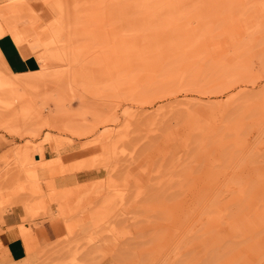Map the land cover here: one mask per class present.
<instances>
[{"label": "rangeland", "instance_id": "1", "mask_svg": "<svg viewBox=\"0 0 264 264\" xmlns=\"http://www.w3.org/2000/svg\"><path fill=\"white\" fill-rule=\"evenodd\" d=\"M2 37L39 68L13 74L0 52L17 102L0 105V264H170L207 211L239 210L240 180L262 189L264 0H0Z\"/></svg>", "mask_w": 264, "mask_h": 264}, {"label": "bare ground", "instance_id": "2", "mask_svg": "<svg viewBox=\"0 0 264 264\" xmlns=\"http://www.w3.org/2000/svg\"><path fill=\"white\" fill-rule=\"evenodd\" d=\"M161 4H162V2H160V4L158 5V7H160L159 10L161 12L169 10V6H160ZM159 63L162 64V60L161 59L159 60L158 58H152L151 57V58L143 60V64L145 65L146 69L149 68V70L150 69L152 70L155 67L156 68L159 67L158 65H161ZM20 102H22V101H18L19 104H20ZM16 104H17L16 101L14 102L13 100H11L9 98L8 99L0 98V105L3 106V108L7 111V113H11L12 110H14L17 107ZM22 114L20 115V118H21V116L23 117ZM24 116L26 117V115H24ZM17 117H19L18 114H17ZM13 118L15 119L16 116H14ZM13 118L11 119L10 116H8V119L4 120V122L2 123V127L5 128L6 131H9V133H11L10 132L11 130L14 131L15 129H17L16 127L19 126V124L17 125L15 123L16 124L15 129H13V126H14L13 125L14 121H12ZM17 119H19V118H17ZM19 120H21V119H19ZM26 120L27 119L21 120V121L26 122ZM21 121H19L20 122L19 129L21 127H23V131L25 132L26 129H24V128H25L26 124L21 126ZM18 131L20 132V130H18ZM29 131H31V133H34L33 132L34 130L32 131L31 129L30 130L28 129V131L26 133H28ZM15 132H17V131H15ZM24 135H26V134H24ZM29 148H30V145L28 144V146L23 150L22 153L24 154V152L29 151V150H27ZM34 151H36V150H34ZM36 155H37V153H36ZM22 157H24V155H22ZM38 157L39 156H37V158ZM25 158H26V156L24 157V159ZM20 161H22V163L26 162L23 160V158ZM27 162H29V161L27 160ZM263 162H264V157H263ZM26 167H29V166H26ZM252 168H254V167H252ZM256 175H257V180H260L258 182L262 186V189L259 186L255 187V186H257V184L254 185L255 182L253 183L254 186L253 187L251 186V181H253L252 179H254L253 177L250 178V176H248V178L251 179L250 181L247 177L246 178L244 177L245 179L240 180L241 182H238V185H237L239 188V192L237 191L238 196L236 197V200H237V202H240L239 205H241V206H239V207L235 206V207H238L239 210L236 211L234 209L236 212H234V214H232L233 209H231L232 211L229 209L233 207V205H234L233 204V205H231V207L228 206V207H230V208H227L229 210L228 213H227V209H225V208H224L225 210L218 209L215 212L214 211L211 212L212 210H210V212L207 211L208 215L206 216V218L202 217V219H204V220H202V223L200 225L201 227H199V228L196 227V229L195 228L189 229L187 235H185L188 237H186V238L184 237V239L187 242H190V241L196 242V244H194L195 246L188 248L184 252H181V251L177 252V255L176 254L174 255L175 256L174 260L172 259L173 261H175V260L176 261L175 262L172 261V263H171V260H170L169 261L170 264H242L243 262L249 264L250 260L249 259L246 260L247 258L244 257L245 252H251V250L253 251V249H255L254 248L255 246L257 247V249H259L261 251V248L264 245V237H260L262 235L259 236V233L262 232V230L259 231L260 230L259 228H263V230H264V205H262L263 207L259 206V204L261 203V202L259 203V201H264V200H262V199L260 200L259 198H261V197L258 196L259 190L264 191V170L262 169L261 173L259 172V173L254 174L255 177H256ZM254 180H256V178ZM242 181H245V182H242ZM237 186H236V188H237ZM225 192H227V191H225ZM232 193L235 195L234 191ZM233 194H231V195L233 196ZM219 196H221V195H219ZM219 196H218V198H220ZM257 197H259L258 198L259 200L257 199ZM216 201H218V200H216ZM220 203H222V202H220ZM214 204L215 203L212 204V207L214 206ZM235 204H237V203H235ZM200 205H201V203L199 204V207H200ZM218 205H220L219 202L218 203L216 202L215 206H218ZM243 205H244L245 209H242ZM215 206H214V208H215ZM212 207H210V208H212ZM227 214H229V215H227ZM257 229H259L258 230L259 232H257V236H256L255 232L257 231ZM248 233H250V234L254 233L255 237L253 239H255L256 237H257L256 239H259L258 236L260 237V239L261 238H263V239L257 241L256 243H253V244L250 243L251 245H249V247L247 249H245V251H238L237 252V249L241 248V244H242V242H240V247H237V249H235L236 248L235 246L238 244V243H236V239L238 237L243 236V240L245 239V242L247 244H249V242H252L251 240H253V239H251L250 237H249L250 238L249 241H247V239H249V238L246 239V237H244V235L248 234ZM262 234H264V233L262 232ZM184 239H182L183 242H184ZM243 245H244V242H243ZM185 246H187V243ZM182 248L183 247L181 246L180 249H182ZM263 256H264V254H263ZM263 256H262V258H263ZM262 258L260 259L261 261H263ZM260 260L257 261L258 262L257 264H259V262L262 263ZM164 264H168V263L165 262Z\"/></svg>", "mask_w": 264, "mask_h": 264}, {"label": "crops", "instance_id": "3", "mask_svg": "<svg viewBox=\"0 0 264 264\" xmlns=\"http://www.w3.org/2000/svg\"><path fill=\"white\" fill-rule=\"evenodd\" d=\"M0 52L5 60L6 65L13 74H22L36 71L39 68L38 62L34 57L23 58L17 48L15 47L12 39L10 37L0 38ZM3 150V144L0 140V152ZM51 154V149L44 146L43 158L49 161L52 159L49 157ZM17 215H6L4 221L6 227L9 229L15 228L18 224ZM7 232V231H5ZM7 256L13 261L17 262L26 257V248L24 243L20 239H14L6 242L4 247Z\"/></svg>", "mask_w": 264, "mask_h": 264}]
</instances>
